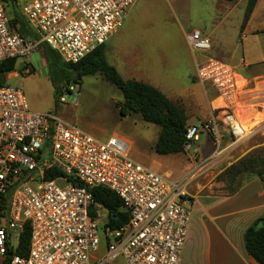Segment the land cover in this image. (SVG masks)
<instances>
[{
	"label": "built area",
	"instance_id": "1",
	"mask_svg": "<svg viewBox=\"0 0 264 264\" xmlns=\"http://www.w3.org/2000/svg\"><path fill=\"white\" fill-rule=\"evenodd\" d=\"M137 2L31 0L22 15L37 38H28L11 25L0 0V66L35 56L43 44L64 63L76 64L109 41ZM187 41L195 53L207 55L212 48L198 29ZM197 78L218 92L222 116L189 126L186 150L203 132L218 148L221 124L236 141L250 138L253 133L235 111L244 89L236 69L207 56ZM7 83L0 84V264H180L192 219L194 176L170 180L134 161L123 137L104 142L55 113L32 112L22 90ZM69 90L77 91L73 85ZM98 187L120 197L127 224H108V213L92 195ZM27 229L28 250L20 255Z\"/></svg>",
	"mask_w": 264,
	"mask_h": 264
},
{
	"label": "crops",
	"instance_id": "2",
	"mask_svg": "<svg viewBox=\"0 0 264 264\" xmlns=\"http://www.w3.org/2000/svg\"><path fill=\"white\" fill-rule=\"evenodd\" d=\"M247 3L248 0H138L123 26L107 42V59L125 80L150 84L172 101L179 102L186 111L189 126L221 118L222 110L219 107L222 105L218 104L222 101L218 92L209 83L197 78V68L207 56L226 62L236 69L244 83L235 110L239 121L243 125L244 122H253V125L244 127L264 135V0H258L242 28ZM5 9L11 22L13 18L9 16L6 6ZM12 26L19 30V25ZM194 29L211 39L212 48L207 55L191 50L187 38ZM114 38L115 43L111 45ZM164 59L170 61L168 66L161 62ZM17 65L16 60L15 69ZM36 65L43 67L37 54L20 60L19 70L23 73L31 67L34 71ZM14 71L6 75L5 82L11 78L10 75L17 76ZM220 134L222 144L227 143L222 151L239 148L240 141L234 140L225 125H220ZM227 137L234 142L229 143ZM194 146L193 154H190V149L180 154L158 155L150 168L159 173L163 171V175L170 177L172 172L167 167H183L186 173L180 179L187 173L195 177L194 171H189V167L193 166L192 160L198 163L196 156L202 159L211 155L217 146L213 137L206 132L201 134ZM249 149H237L234 152L235 160ZM261 208L264 209V204ZM255 209L257 207L250 204L242 210L215 211L217 214L210 216L211 222L203 223L198 229L200 236L195 241V247L196 254L200 250V255H197L201 258L200 264H258L247 254L243 239L247 228L264 216V212L257 216L249 214ZM205 211L209 212L208 209ZM193 233L191 219L180 264L187 263ZM208 244L213 253L205 254L203 249Z\"/></svg>",
	"mask_w": 264,
	"mask_h": 264
},
{
	"label": "rangeland",
	"instance_id": "3",
	"mask_svg": "<svg viewBox=\"0 0 264 264\" xmlns=\"http://www.w3.org/2000/svg\"><path fill=\"white\" fill-rule=\"evenodd\" d=\"M29 1L11 2L5 0L4 4L9 16L13 18L14 10L22 15V7ZM113 43H115V38L111 45ZM37 56L43 67L36 65L31 74L25 75L19 70L20 60H18L14 71L17 76L10 75L11 78L7 81V84L22 90L32 112L55 113L68 124L74 125L104 142L114 135L123 137L130 143V157L136 162L151 167L156 160L155 157H158L155 153V145L160 133L158 125L145 122L138 113L122 116L116 107L117 103L123 101L122 92L102 75L84 76L81 80H77L78 83L72 78L68 83L63 76L64 72H60L61 75L51 72L42 49H39ZM161 62L165 66L170 63L168 59ZM62 69L67 70L65 67ZM55 85L60 86L62 90V97L59 101L56 99ZM72 85L76 88V92L67 91ZM218 105H222V102H219ZM244 125L251 126L253 122H244ZM227 138L229 143L234 142L233 139ZM226 144V142L222 144L220 150L215 147V151L211 155L208 154L202 159L196 156L195 160L198 163L188 158L193 162L189 171L193 170L195 174L189 186L190 193L195 197V205L192 209L193 245L186 264H200L201 258L197 257L200 255V250L196 254L195 247V241L200 236L198 229L203 223L211 222L210 216L217 214L215 211L229 212L237 208L242 210L252 204L257 209L249 214L257 216L264 212V209L261 208L264 204V184L257 175L253 172L236 175L227 173L229 167L251 154L261 158L259 164L264 160V135L257 131L247 140L238 143L239 148L237 146L224 152L222 149ZM247 147L250 149L244 150L245 154L235 160L234 152L237 149H247ZM195 148L196 146H191L190 154L194 153ZM167 170L172 172L171 177L168 176L170 180L180 179L186 173L183 167H167ZM161 173L164 174L163 171ZM206 209L209 212H206ZM18 242V236L14 234L13 247H16ZM203 250L205 254L213 253L210 252L209 244ZM120 264H124V262L120 261Z\"/></svg>",
	"mask_w": 264,
	"mask_h": 264
},
{
	"label": "trees",
	"instance_id": "4",
	"mask_svg": "<svg viewBox=\"0 0 264 264\" xmlns=\"http://www.w3.org/2000/svg\"><path fill=\"white\" fill-rule=\"evenodd\" d=\"M15 2L16 0H10ZM236 2L238 0H225ZM258 0H248L245 10L243 26L246 25L253 13ZM14 12H16L14 10ZM12 25H19V32L28 37L36 38L30 26L22 16L16 12L11 21ZM47 60V65L55 75L63 76L70 83L73 78L76 83L84 76L102 75L108 82L121 90L123 101L116 104L122 116L138 113L142 119L160 128L159 137L155 145V153L159 156L180 154L186 151L188 140L186 138L188 117L184 107L172 101L154 86L137 81L125 80L117 69L111 65L106 56V44L98 47L76 64L64 63L59 55L47 45L41 46ZM16 60H9L0 66V84L6 80V75L15 70ZM65 67L67 70H63ZM52 73V74H53ZM67 91L70 92L68 89ZM56 99L62 97L61 87L55 85ZM258 156L251 154L245 159L233 164L227 169L230 175L253 172L264 184V160L259 164ZM95 202L102 205L108 213V224L112 227H121L128 223L129 213L124 210L123 202L114 192L98 187L92 190ZM244 245L246 252L258 264H264V216L255 220L244 233ZM30 241V232L27 229L21 236L18 253L26 255Z\"/></svg>",
	"mask_w": 264,
	"mask_h": 264
},
{
	"label": "bare ground",
	"instance_id": "5",
	"mask_svg": "<svg viewBox=\"0 0 264 264\" xmlns=\"http://www.w3.org/2000/svg\"><path fill=\"white\" fill-rule=\"evenodd\" d=\"M244 126V125H243ZM249 131V128L247 129ZM256 130H252L251 132L254 133ZM250 132V131H249ZM171 173H169L170 175ZM171 177V176H170Z\"/></svg>",
	"mask_w": 264,
	"mask_h": 264
}]
</instances>
